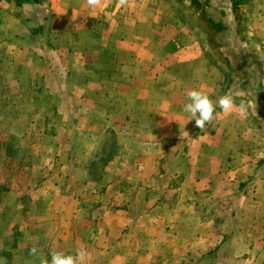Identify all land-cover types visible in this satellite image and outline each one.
Listing matches in <instances>:
<instances>
[{
	"label": "crops",
	"instance_id": "obj_1",
	"mask_svg": "<svg viewBox=\"0 0 264 264\" xmlns=\"http://www.w3.org/2000/svg\"><path fill=\"white\" fill-rule=\"evenodd\" d=\"M252 1V29L263 43L264 0ZM47 18L51 52L59 57V66L69 70L66 82L81 89L83 99H93V115L108 119L99 129L102 138L96 147L101 149L110 133L119 144L94 182L81 168L82 185L99 186L88 219L77 210L71 213L77 232L73 242L85 251L96 243L101 261L95 264H125L131 251L127 263L166 264V259L184 258L195 264L226 244H264V203L245 206L239 201L249 192L245 182L254 179L253 169L246 172L249 166H242L237 157L242 137L238 121L245 119L244 109L236 101L230 113L217 107L216 122L199 132L195 122L188 121L182 109L189 87L196 84L191 72L199 47L169 0H99L94 9L88 0H48ZM167 150H173L172 163L182 171L159 170ZM114 164L115 169L119 164L115 171ZM125 182L130 189L120 187ZM203 195L210 202L207 199L202 209L186 200ZM220 200L226 203L221 209ZM198 209L203 219L186 221L184 211L195 216ZM89 223L90 235L83 240ZM166 233H172L169 258L158 256L163 248L132 246L138 236L141 243L165 244Z\"/></svg>",
	"mask_w": 264,
	"mask_h": 264
},
{
	"label": "rangeland",
	"instance_id": "obj_2",
	"mask_svg": "<svg viewBox=\"0 0 264 264\" xmlns=\"http://www.w3.org/2000/svg\"><path fill=\"white\" fill-rule=\"evenodd\" d=\"M252 4L253 1L251 0L250 12H252ZM5 12L0 8V96L8 94L6 92L12 93L14 88L18 94H24L28 97L22 96L24 97L22 99L14 97L15 107L19 109L24 106L25 109L23 112H15L9 122L0 125V133L13 132L23 135L22 144H25L32 157L30 160H26L27 162L29 161L28 165L23 168L15 167L13 162L9 163V160L5 166H0V176L6 180L12 179L10 187L14 191L13 194L7 192L1 194L0 209H4L15 201L14 210L17 211V214H14L12 218V213L7 218L4 217L0 226V250L14 252L13 240L5 236L1 237L4 233L5 225L10 226L12 223H17L20 229H24L27 225L36 222L43 224V227L46 226L43 232H48L44 239L46 246L49 244L50 247L46 254L47 256H50L53 252H64L74 255L82 248V244L73 242L77 232L76 222L69 220L72 218L71 213L77 210L79 214H85L88 219V211L93 209L91 204L97 201L93 195L95 194L94 189L96 190L95 187L99 186L95 184L83 186L81 183L83 177L81 168L86 164L89 155L95 149H98L96 145L99 144L100 138H102L98 131L104 127L103 124L108 123V119L107 117L93 115V99H83L80 96L82 94L81 89H78L74 84L66 82L68 77L66 75L69 70L59 66V57L54 52H51L53 47L47 39L50 27L48 18L46 20V38L39 42L28 36L29 26H25L27 22L22 21L15 15H6L4 14ZM29 24L34 25V23ZM191 35L194 34L191 32ZM262 40L264 41V38ZM187 42V40L184 41V43ZM196 42L199 47L196 56L197 64L191 74L197 80L196 84L190 86L188 90L195 88L205 92L207 95L211 92V96H208L214 104H217L219 98L224 95L228 78L211 62L197 37ZM260 45L264 51V42L260 43ZM202 53L205 55L204 58ZM210 63H212L213 67L211 72H209ZM9 102L0 101V112L9 109ZM242 106L245 119L240 118L238 121V124L241 125L239 128L242 137L238 140L239 150L237 157L239 159L238 162L242 163V166H249L246 172H252L253 169L254 179L252 177L249 182H245L244 187L249 192L239 198V201L245 206L250 205L252 202L258 203L257 201H261V204H263L264 126L255 121L248 109L244 105ZM89 110L90 113L88 112ZM217 113L216 108L210 126L216 122ZM231 120L234 122V117ZM191 122L194 123L195 121ZM196 129L198 132L200 131L198 127ZM178 142L181 141L179 140ZM172 151L167 150L158 165L159 170H163L165 174L172 171H182L181 166H176L172 163V157L175 156ZM116 166V169L115 167L112 169L113 171L118 169L119 164ZM127 170L132 171L129 167ZM10 173L15 174L12 177ZM99 174L98 171L97 177ZM258 178L260 179L258 180ZM100 183L103 184V182L98 184ZM120 187L130 189L127 187V182L120 184ZM73 195L74 198L72 199ZM132 195L133 200L136 192H133ZM23 196H26V198H23ZM172 198L176 197L170 196L169 200H172ZM100 199L101 197L98 203H100ZM207 199L209 200L210 197L205 195L186 198L187 201H194L195 205L200 209L206 205ZM102 200L104 199L102 198ZM222 204L226 203L220 200L217 207L221 209L223 207ZM200 209H198L195 216L194 212L190 213L185 210L186 221L194 219L193 217L203 219L204 213ZM6 214L3 213V216ZM246 215H250V212H246ZM170 216L172 214L168 212L167 218ZM244 225L247 226L245 223ZM90 229H92L91 223H89V228H86L87 231L80 238L86 240L87 235H90L88 231ZM165 230H169V226ZM182 230L188 231V228L187 230L182 228ZM201 230L200 228L198 231ZM244 231L250 234L247 227ZM180 232L184 234L182 231ZM171 234L166 233V236L164 235L166 242L162 245L157 244L156 246V243H145L146 240L141 243V239L138 236L132 246L136 248L142 244L144 247H148L147 250L155 248L158 251L163 248L165 251L159 252L158 256L162 257L163 255L165 258H169V250L172 244L167 242V240ZM261 234H264V229H262ZM150 235H153V233ZM198 235L200 234L198 233ZM97 248L96 243L89 246L84 260L80 261L79 264H95L96 261H101ZM45 249L46 247L35 249L32 252V256L26 260V264H42L41 260L39 261L38 259V255L46 253ZM211 253L209 257L202 256L195 264H264V244L262 243H253L250 248L249 244L244 246L226 244L224 250L218 251V248H216ZM132 257L131 251L125 264L134 263L135 261L127 263L128 259H132ZM183 259L175 258V261L166 259L164 262L166 264H190L189 260ZM155 261L158 264L161 262ZM122 262L120 260V264ZM143 262L150 264L147 260H143Z\"/></svg>",
	"mask_w": 264,
	"mask_h": 264
},
{
	"label": "water",
	"instance_id": "obj_3",
	"mask_svg": "<svg viewBox=\"0 0 264 264\" xmlns=\"http://www.w3.org/2000/svg\"><path fill=\"white\" fill-rule=\"evenodd\" d=\"M169 2L228 78L224 95L244 105L264 126V51L252 29L251 0ZM0 8L24 22L43 24L48 0H0Z\"/></svg>",
	"mask_w": 264,
	"mask_h": 264
},
{
	"label": "trees",
	"instance_id": "obj_4",
	"mask_svg": "<svg viewBox=\"0 0 264 264\" xmlns=\"http://www.w3.org/2000/svg\"><path fill=\"white\" fill-rule=\"evenodd\" d=\"M46 20L47 17L44 20L43 24H25L26 27L29 26L28 31L33 40L40 42L42 41V39L45 38L47 29ZM6 93L10 94L11 96L8 94L1 95L0 101H10L8 105L9 109L0 112V125L9 122L15 112H23V110L25 109L24 106L20 107L19 109L18 107H15L14 97L16 96L22 99L24 98L22 96L27 95L18 94L17 91L15 92L14 88L12 90V93ZM100 132L101 131H98V133ZM23 138L24 136L19 133H0V166H5L8 160L9 163L13 162L15 167L18 168H23L28 165L29 161L27 162L26 160H30L32 155L28 148L25 147V144H22ZM118 149L119 144L117 142V138L113 133H110V137L106 139L102 148L95 149L89 155L88 160L83 167L87 171L89 178L92 179V182L95 181V178L97 177L96 174H98V171L100 173L98 176L102 175V173L106 169V166H108V163L113 160L114 154L117 153ZM15 173L10 174L13 177ZM11 182L12 179L6 180L0 176V203L2 202L1 194L3 192H7L9 194L14 193L13 189L10 187ZM23 198H26V196H23ZM15 205L16 203L14 201L13 203H10L8 206H6L4 209H0V226L2 225L4 217L7 218L8 215L12 213V218L14 217V214H17V211L14 210ZM3 213L7 214L3 216ZM4 227V233L1 237L3 238L5 236L6 238H11L13 240L12 242L14 252H6L4 250H0V264H26V260H28L29 257L32 256V252H34L33 249L37 250L40 247H46L45 250L47 252L42 253L40 256L38 255L39 261L41 260V263L43 264V261L50 260L51 255H46L50 247L49 244L46 246V243L44 241V239L46 238L45 235L48 233L43 232L46 226L43 227V224L35 222L33 224L27 225L24 229H20L17 223H12V225L10 226L5 225Z\"/></svg>",
	"mask_w": 264,
	"mask_h": 264
},
{
	"label": "clouds",
	"instance_id": "obj_5",
	"mask_svg": "<svg viewBox=\"0 0 264 264\" xmlns=\"http://www.w3.org/2000/svg\"><path fill=\"white\" fill-rule=\"evenodd\" d=\"M98 3L99 0H88L89 7L93 9L98 6ZM217 107L225 113H230L235 107L233 97L224 95L219 98L217 104H214L205 92L194 88L187 92L182 111L188 117V121L194 120L196 127L204 129L206 126L211 125ZM85 256L86 251L83 248H80L74 255L53 252L50 260L43 261V264H79Z\"/></svg>",
	"mask_w": 264,
	"mask_h": 264
}]
</instances>
